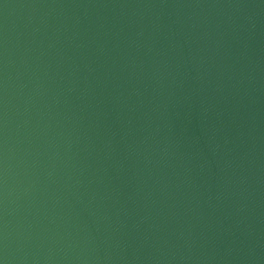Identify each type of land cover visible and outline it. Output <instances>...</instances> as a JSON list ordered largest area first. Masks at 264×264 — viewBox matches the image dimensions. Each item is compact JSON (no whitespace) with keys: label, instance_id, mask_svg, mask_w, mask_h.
Listing matches in <instances>:
<instances>
[{"label":"water","instance_id":"1","mask_svg":"<svg viewBox=\"0 0 264 264\" xmlns=\"http://www.w3.org/2000/svg\"><path fill=\"white\" fill-rule=\"evenodd\" d=\"M0 264H264V0H0Z\"/></svg>","mask_w":264,"mask_h":264}]
</instances>
